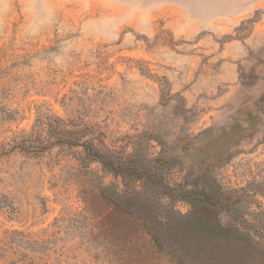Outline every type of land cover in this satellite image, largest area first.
Returning <instances> with one entry per match:
<instances>
[{"label": "rangeland", "instance_id": "374dc122", "mask_svg": "<svg viewBox=\"0 0 264 264\" xmlns=\"http://www.w3.org/2000/svg\"><path fill=\"white\" fill-rule=\"evenodd\" d=\"M47 116L126 152L153 136L169 184L205 173L264 221V0H0V264H176L82 147L11 148L50 142Z\"/></svg>", "mask_w": 264, "mask_h": 264}, {"label": "trees", "instance_id": "16d2710c", "mask_svg": "<svg viewBox=\"0 0 264 264\" xmlns=\"http://www.w3.org/2000/svg\"><path fill=\"white\" fill-rule=\"evenodd\" d=\"M50 142L38 130L25 133L11 148L42 152L51 145L83 148L79 160L87 168L99 162L105 170L122 178L123 189L101 185V192L117 208L139 220L160 251L176 264H264V221L259 212L249 211L255 219L237 210L236 202L226 200L219 188L208 183L205 173L191 182L172 186L167 180L168 166L163 156L150 151V138L136 141L133 150H116L88 124L71 128L58 116L39 121ZM5 151V150H3ZM177 200L192 205L188 212L176 208ZM208 210H204V209ZM222 214L229 216L227 221Z\"/></svg>", "mask_w": 264, "mask_h": 264}]
</instances>
